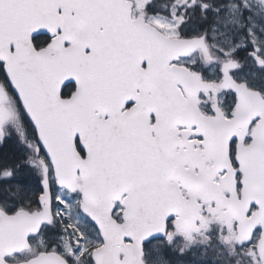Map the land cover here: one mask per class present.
Returning <instances> with one entry per match:
<instances>
[{
  "label": "snow or ice",
  "instance_id": "6c2138e0",
  "mask_svg": "<svg viewBox=\"0 0 264 264\" xmlns=\"http://www.w3.org/2000/svg\"><path fill=\"white\" fill-rule=\"evenodd\" d=\"M0 264H264V0H0Z\"/></svg>",
  "mask_w": 264,
  "mask_h": 264
}]
</instances>
